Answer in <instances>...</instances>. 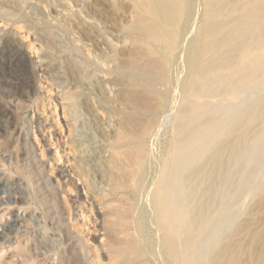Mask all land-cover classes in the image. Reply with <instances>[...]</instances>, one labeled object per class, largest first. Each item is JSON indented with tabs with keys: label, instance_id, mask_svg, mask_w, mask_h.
<instances>
[{
	"label": "rangeland",
	"instance_id": "rangeland-1",
	"mask_svg": "<svg viewBox=\"0 0 264 264\" xmlns=\"http://www.w3.org/2000/svg\"><path fill=\"white\" fill-rule=\"evenodd\" d=\"M134 1L0 0V61L15 51L27 61L23 70L14 66L17 74L0 73V264H119L116 245L130 239L143 242L140 263L174 264L156 221L152 188L178 135L181 77L207 8L205 0H187L181 11L171 78L159 87L171 100L153 129L142 118L146 163L137 176L135 137L122 127L134 111L130 92L138 90L128 86L126 71L146 61V44L131 27ZM140 94L142 103L150 102ZM226 97L220 92L203 99L222 106ZM259 180L247 184L229 227L255 221L250 227L264 228V195L254 193ZM131 260L140 264L136 256L122 264Z\"/></svg>",
	"mask_w": 264,
	"mask_h": 264
},
{
	"label": "bare ground",
	"instance_id": "bare-ground-1",
	"mask_svg": "<svg viewBox=\"0 0 264 264\" xmlns=\"http://www.w3.org/2000/svg\"><path fill=\"white\" fill-rule=\"evenodd\" d=\"M162 1H134L137 18L131 27L146 44V61L131 64L126 71L128 86L138 90L129 95L134 111L121 119L125 132L135 137L132 144L137 150V176L145 171L146 163L142 118L148 119L147 128L153 129L158 125V111H164L171 100L170 94L159 87L171 78L170 55L178 38L176 25L187 3L176 0L178 5L174 8ZM204 3L206 20L197 34V47L186 61L187 74L181 77L183 102L177 107L178 135L176 142L174 138L170 141L150 198L152 195L162 240L174 264H264V228L250 227L255 221L228 226L239 215L233 209L243 201L247 184L258 175L260 180L254 193L264 195V0ZM24 55L15 51L7 60H1L0 73H13L15 65L23 70L27 65ZM141 91L150 102L140 101ZM220 92L227 94L225 105L203 99ZM240 234L244 237L235 239ZM141 243L130 239L116 245L115 258L119 264L132 256L139 261Z\"/></svg>",
	"mask_w": 264,
	"mask_h": 264
}]
</instances>
